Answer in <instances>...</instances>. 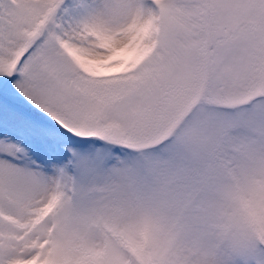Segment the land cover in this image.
I'll return each mask as SVG.
<instances>
[{"label": "snow or ice", "instance_id": "6c2138e0", "mask_svg": "<svg viewBox=\"0 0 264 264\" xmlns=\"http://www.w3.org/2000/svg\"><path fill=\"white\" fill-rule=\"evenodd\" d=\"M0 264H264V0H0Z\"/></svg>", "mask_w": 264, "mask_h": 264}]
</instances>
